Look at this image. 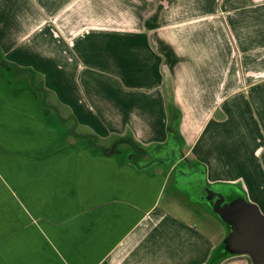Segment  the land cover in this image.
Segmentation results:
<instances>
[{
  "label": "crops",
  "instance_id": "crops-1",
  "mask_svg": "<svg viewBox=\"0 0 264 264\" xmlns=\"http://www.w3.org/2000/svg\"><path fill=\"white\" fill-rule=\"evenodd\" d=\"M0 48L84 129L155 157L62 137V108L0 66V264H206L216 243L204 221L164 199L158 162L178 148L264 215V0H0Z\"/></svg>",
  "mask_w": 264,
  "mask_h": 264
},
{
  "label": "rangeland",
  "instance_id": "rangeland-1",
  "mask_svg": "<svg viewBox=\"0 0 264 264\" xmlns=\"http://www.w3.org/2000/svg\"><path fill=\"white\" fill-rule=\"evenodd\" d=\"M4 62V63H3ZM11 63L10 60L6 57L5 53L0 48V65ZM14 70H18L20 75H23V77L28 76V83L31 88L36 90L37 92H46L43 93V97H40L41 104L45 107H52L55 106V109L58 110L59 107L62 108L61 111V124H62V137L68 139L71 138L74 141H78L80 143H83L84 145L81 147L86 148L88 151H92L94 149L93 147L89 146L87 144V138H92L94 141H97L98 146L101 144L104 145H111L114 141L118 140L119 138L123 139V142L119 144L118 153L123 156L129 155V153L133 152V156H140V158L145 157V159L148 160H155L154 155L151 154V151H149L146 147L141 146L140 144L136 143L130 136L123 134V135H109V136H99L95 133H93L91 130L84 129L85 127H82L76 118L72 115H69V112L66 111L67 108L64 107L63 104H60L58 101L54 100L52 98V91L48 90L45 86L46 82L44 81V76L41 73H38L33 68L28 66H22L18 65L16 63H11ZM18 68V69H16ZM7 70V68L5 67ZM10 71V70H9ZM168 91L165 94L167 99L171 95L170 90V84H167ZM45 90V91H44ZM55 102V104H53ZM57 104V105H56ZM172 106V105H171ZM171 106L169 107V114L167 116V122H169L170 126L173 125V120L177 116V111L175 109H172ZM71 118H69V116ZM73 117V118H72ZM178 126H179V118L177 116ZM168 126V125H167ZM74 129V130H73ZM71 130L73 131V134L70 133ZM179 133V131H178ZM71 134V135H70ZM173 141L176 143H179L181 145V139L180 136H178L177 139H173ZM135 144L134 145H132ZM180 153L183 154V157H185L189 162L191 161L189 159V155H185L181 149H177L176 151L172 152V156L170 161L164 162V160H160L158 162V166L161 167L164 172H170V179L168 181L166 190L164 192V199H171V202H169L167 205L173 209L174 211L178 213H182L183 215L187 216L190 219H196V214L202 220L205 224V230L207 233H210L209 235L212 236V239L215 241L216 245L213 249V254L210 256V259L207 260L208 262L206 264H217L219 260L225 258L226 256L223 255L224 249L222 246V242L225 239V237L229 233V226L221 221L218 216L212 212L211 208L204 202L197 200L195 197H193L192 193L189 191V186L183 183L184 180L177 181L176 175V168H182L180 170H183L186 168L185 162L183 160V157L180 156ZM153 155V156H152ZM178 155V156H176ZM157 158V157H156ZM158 160V159H157ZM144 164V163H142ZM173 166V167H172ZM190 166H197L196 162H190ZM172 167V168H171ZM171 168V169H170ZM156 170H161L160 168L156 167L154 168ZM179 170V169H178ZM181 178V177H179ZM240 184V183H239ZM239 184H229L230 186H227L224 184V188L228 189L230 191L231 195L240 194L245 197V192L242 189V186H239ZM238 185V186H237ZM229 193V192H228ZM222 253V254H221Z\"/></svg>",
  "mask_w": 264,
  "mask_h": 264
},
{
  "label": "water",
  "instance_id": "water-1",
  "mask_svg": "<svg viewBox=\"0 0 264 264\" xmlns=\"http://www.w3.org/2000/svg\"><path fill=\"white\" fill-rule=\"evenodd\" d=\"M183 160L186 168L184 171L176 168V175H185L183 183L189 186L193 197L206 203L229 226L222 242L224 252L227 255L249 253L255 261L264 263V215L258 207L243 195H231L223 184H208L202 168L190 166L185 157Z\"/></svg>",
  "mask_w": 264,
  "mask_h": 264
},
{
  "label": "trees",
  "instance_id": "trees-1",
  "mask_svg": "<svg viewBox=\"0 0 264 264\" xmlns=\"http://www.w3.org/2000/svg\"><path fill=\"white\" fill-rule=\"evenodd\" d=\"M4 63V62H3ZM2 67H6L7 70H10V67L11 66L10 64H6V66L4 64L0 65ZM177 111V116L178 118H180V114ZM177 116L175 117V119L173 120V125L174 126H170L169 125V122H168V133L170 135V137L172 139H177L178 136H179V133H178V121H177ZM71 133H73V131L71 130ZM123 142V139L122 138H119L118 140L114 141L111 145H104V144H101L98 146L97 144V141H94V139L92 138H87V144L91 147H93L94 149L93 150H98L100 154H104V155H112V154H117L119 151H118V146L120 143ZM132 145L135 146V144L132 143ZM222 254V253H221ZM224 256H227V254L224 252L223 253Z\"/></svg>",
  "mask_w": 264,
  "mask_h": 264
}]
</instances>
